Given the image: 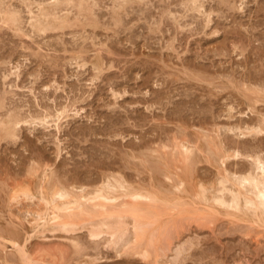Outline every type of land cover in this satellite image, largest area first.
<instances>
[{"label": "rangeland", "instance_id": "1", "mask_svg": "<svg viewBox=\"0 0 264 264\" xmlns=\"http://www.w3.org/2000/svg\"><path fill=\"white\" fill-rule=\"evenodd\" d=\"M2 1L0 5L18 10L25 23L20 33L0 23V95L6 97L1 116L10 111L26 116L62 105L72 109L69 118L61 121L60 132L54 127L26 125L18 140L0 142L3 237L18 238L29 249L40 246L38 252L61 248L64 254L58 256L63 260L55 257L59 264H147L138 255H117L103 239H91L85 229L68 234L47 232L46 238L45 234L34 235L23 211L8 205L7 183L26 176V165L32 159L53 164L57 175L68 181L91 184L103 172L120 170L132 180L146 179L145 183L154 174L156 185L169 188L159 172L149 173L131 154L145 153L149 147L156 148L155 144L170 145L174 135L177 140H196L197 131H215L220 126L217 140L243 154L223 165L230 171L250 168L246 155L264 156V131L242 137L236 130H226L237 124L254 125L264 118V97L254 103L256 95L242 88L264 85V0H201L204 11L211 14L209 25L206 14L185 11L188 0H145L125 9L118 8L121 0H90L97 4L92 22L81 16L76 24L78 12L70 6L75 24L44 33L29 24V6L38 11L35 1L40 0ZM168 8L177 16L169 14ZM116 14L124 20L119 25H113ZM14 66L18 72L12 75ZM57 140H61V157H57ZM200 143L204 144L202 139ZM200 157L203 162L191 167V176L213 182L218 163L208 164ZM222 216L215 224L184 222L175 234L179 239L175 236L173 248L186 242L188 250L178 262L174 249L163 259H169L168 264H264V227L251 228L249 222H230L231 218ZM71 240L78 241L83 252L77 253ZM6 245L0 247V264L7 260V264H25L11 244Z\"/></svg>", "mask_w": 264, "mask_h": 264}, {"label": "bare ground", "instance_id": "2", "mask_svg": "<svg viewBox=\"0 0 264 264\" xmlns=\"http://www.w3.org/2000/svg\"><path fill=\"white\" fill-rule=\"evenodd\" d=\"M121 1L125 4L122 5ZM121 1V4L118 3L120 4L118 6L119 9H125L128 4H138L145 0ZM35 2L38 11L34 12L30 8L32 5L29 6L30 10L27 9L30 14L29 24L39 33H44L49 29L63 30L69 28L73 26L76 21H81V16L87 22H89V20L92 22L94 20L92 16L95 15L93 13L94 7L97 5L94 1L90 0H40ZM26 3H29V1ZM70 6L74 9L76 8L78 12L77 18L75 17V23L72 21L73 19L71 20L70 18ZM185 8V11L188 13L190 11L201 13V15L206 14V25L212 22V18H210L211 14L204 11L203 1L188 0ZM167 11L172 16H177H175L169 8ZM175 19L176 22H179V18ZM22 20L21 13L18 10L13 9V7L11 9L5 5H0V23L4 26L13 29L14 32L20 33L24 22ZM121 21L123 22L124 20H122L120 15L116 14L113 25H119ZM99 63H101V61ZM98 66L95 67L96 70L100 68ZM14 67L16 68L17 66ZM16 72H18V68H16L15 71L12 70L10 74L13 75L16 74ZM101 73L102 72H100V74ZM252 86L249 85L242 88L246 89V91L244 90L245 92L248 91L256 95V98H252V102H261L258 100L264 97V85L254 88ZM238 90L241 89L239 88ZM240 92L242 93L243 91ZM115 94L116 93H114V95ZM3 95H0V110L4 109L6 105V97ZM249 108L255 111L254 107ZM232 109L233 107L230 108V111ZM44 110L43 112L36 114L30 113L26 116L20 115L21 113L19 114V111L11 112L10 110L7 116L4 115L2 117L0 114V142L6 141L7 139L8 141L18 140V138H20V130L26 125L33 127V129H35L37 125H41L45 129L54 127L56 132H60L62 128L61 121L65 120L67 117L69 118V112L72 109L69 108V106L62 105L53 110ZM76 113L78 114V110ZM262 117H264V115ZM227 129L228 132L238 131L242 137L246 135H254L255 137V135L264 131V118L254 125L249 123L247 125L245 124V126L237 124L226 128V130ZM220 130H222L221 126L215 131H197L198 138L196 140H191L186 137L177 140L174 135L171 139L172 141H170V145L162 143L155 144L157 145L156 148L151 146L152 148L150 149V147H147L149 151L147 150L145 153H141L140 155L131 154L130 157L139 159L143 168L147 169L149 173L151 172V174H153V171H156L155 173L159 172L158 174L162 175L167 180V183L169 182L170 184L169 188L166 187L167 189L163 188V190L161 188L163 183L156 185L153 179L155 177L154 174L153 176L149 174L150 178L148 181H150L145 183L147 181L146 179L145 182L144 180H142L143 182L141 180H132L120 170L103 172L101 177L96 180L93 179L94 183L90 182L91 184L84 181L79 182L77 179L68 181L64 180V177H59V173L57 175L56 172L58 170L55 171L52 168L53 164L49 162L40 163V161L38 162L31 159L29 164L26 165V176L24 175L20 180L17 179L19 181L13 179L15 181L11 182L13 184L7 183L10 185L7 203L11 208L17 207L20 212L23 211L22 214L24 217H28L27 221L28 224L31 225L34 235H43L47 232H63L68 234L85 229L91 239L94 241L103 239L107 247L116 250L117 255H138L147 264H168L169 259L164 260L163 258H168L167 252L173 251V247L176 246L175 241H173V239L175 240V236H177L175 234L179 233L181 226L185 223H190L192 221L194 223V221H197L199 224H215L218 217L223 215L222 217L226 216L229 219L231 218L230 222L246 221L250 223V227H264V156L258 153L246 155L245 158L251 161V167L245 171H230L227 166L223 165L232 158L237 160V158H240L243 154L237 149L224 147L225 145L217 140L219 139ZM197 136L195 134V137ZM201 139L204 144H201L202 142L200 143ZM57 141V157H61V140ZM138 147H141V145H138ZM131 152L133 151L131 150ZM200 156L205 157V161L208 162V164L218 163L219 166L215 169L219 170L213 182L205 183V181L199 180V178L197 179L196 176H191V167H195L199 162H203L200 161ZM20 220L22 221L21 218ZM249 223H246V225L248 224L249 226ZM251 228L250 230H252ZM1 234L2 233H0V247L5 249L7 247L6 243L11 244L13 247L12 249L18 252L20 260L25 264H57L58 262L55 257L58 256V254L60 256V253L64 254L62 252L63 250L61 251V248H59V250L57 247L47 252H38V247H40L38 243L37 248H34V246L29 249L26 248L24 244L22 245L18 238L12 237L8 239V237L5 238ZM30 234H28L29 237L33 238L34 235ZM46 237L45 234V238ZM176 238H178V236ZM71 242L74 248L76 247V249H78L77 253H80V251L83 252L84 248H81L82 246L78 241L71 240ZM182 243H179L174 249L176 254L174 261L176 260L178 262L180 256L182 258L185 251L188 250L187 247L190 244L187 245L186 242ZM59 256L58 259H62L59 258ZM85 256L91 257L89 255ZM7 262L8 260L5 261L6 264Z\"/></svg>", "mask_w": 264, "mask_h": 264}]
</instances>
